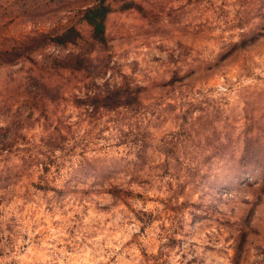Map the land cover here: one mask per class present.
I'll return each mask as SVG.
<instances>
[{
    "label": "rangeland",
    "instance_id": "obj_1",
    "mask_svg": "<svg viewBox=\"0 0 264 264\" xmlns=\"http://www.w3.org/2000/svg\"><path fill=\"white\" fill-rule=\"evenodd\" d=\"M0 264H264V0H0Z\"/></svg>",
    "mask_w": 264,
    "mask_h": 264
},
{
    "label": "trees",
    "instance_id": "obj_2",
    "mask_svg": "<svg viewBox=\"0 0 264 264\" xmlns=\"http://www.w3.org/2000/svg\"><path fill=\"white\" fill-rule=\"evenodd\" d=\"M108 9L105 6H97L87 10L85 18L92 29V37L100 42L106 43V16ZM75 30L70 29L67 32L56 37V41L59 44H67L68 35L74 33Z\"/></svg>",
    "mask_w": 264,
    "mask_h": 264
}]
</instances>
